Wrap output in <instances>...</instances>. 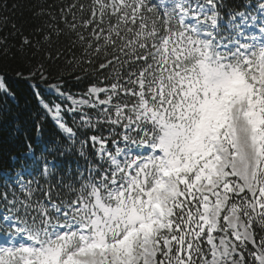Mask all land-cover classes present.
I'll list each match as a JSON object with an SVG mask.
<instances>
[{
	"label": "snow or ice",
	"instance_id": "1",
	"mask_svg": "<svg viewBox=\"0 0 264 264\" xmlns=\"http://www.w3.org/2000/svg\"><path fill=\"white\" fill-rule=\"evenodd\" d=\"M60 18L19 51L54 62L64 37L107 75L79 99L50 85L71 107L31 85L62 139L39 155L28 144L0 177L24 193L2 197L0 264H264V0H75ZM0 93L15 96L3 76ZM65 111L83 129L119 126L124 147L78 140ZM73 153L83 170L57 161ZM34 171L43 185L22 178Z\"/></svg>",
	"mask_w": 264,
	"mask_h": 264
},
{
	"label": "trees",
	"instance_id": "2",
	"mask_svg": "<svg viewBox=\"0 0 264 264\" xmlns=\"http://www.w3.org/2000/svg\"><path fill=\"white\" fill-rule=\"evenodd\" d=\"M74 2L75 0H0V41H3L0 44V76H3L5 83L15 94L13 98L0 93V177L16 175L18 166L9 172V168L16 164L12 157H16L17 160L23 158L28 144H32L36 154L39 155L47 145L54 141L60 142L62 139L54 122L50 118H42L44 110L40 100L34 95L32 84L37 85L44 102L50 105L59 103L64 107L68 106L66 101L46 91L50 85H59L60 90L65 94L81 96L91 84H100L107 75L106 71L97 70V64L89 65L85 62L87 58L84 57L83 50L79 46L69 49L64 37H61L56 44V47L63 50V55L54 62L45 60L43 51L36 52L35 48H25L23 53L19 51L22 36H28L35 43L41 39L36 29L46 31L49 24H59L63 27L60 10L62 8L66 10V7ZM81 2L86 3L87 0ZM254 3L255 0H225L228 7ZM52 17L56 19L53 20ZM68 19L71 17L69 16ZM13 25H16L15 29ZM33 52H36L35 58L32 56ZM74 56L81 62L70 64L69 61H72ZM38 62L45 64L46 81H41L39 77L30 78V69ZM84 111H87L94 121L98 118L96 110L85 108ZM80 115L81 113L63 112L68 126L73 127L77 132L78 140L90 135H99L109 140V147L113 145L111 143L113 138L120 142L123 129L119 126L101 123L95 129H83L78 126ZM77 147H79L78 143ZM86 151L89 159L95 157L91 145ZM57 161L65 167L71 164L73 169L79 165L83 170L87 166V162L76 153L57 156ZM33 178L38 179L42 185L45 183L38 172L34 171L32 176L25 175V180ZM5 194L9 200L24 199V193L20 191L19 186L14 183L5 186L0 179V208L4 210L6 201L2 197ZM20 215H23L22 211Z\"/></svg>",
	"mask_w": 264,
	"mask_h": 264
},
{
	"label": "rangeland",
	"instance_id": "3",
	"mask_svg": "<svg viewBox=\"0 0 264 264\" xmlns=\"http://www.w3.org/2000/svg\"><path fill=\"white\" fill-rule=\"evenodd\" d=\"M256 3H258V0H255V4ZM56 85V84H55ZM46 91L47 92H49V93H51V94H53V95H55V96H57L59 99H61V100H64V101H66L67 103H68V106L67 107H71V102L70 101H68V100H66L64 97H62V96H60V95H58L57 94V92H56V90L54 89V88H51V87H48L47 89H46ZM73 96V95H72ZM82 96V95H81ZM81 96H74L75 98H77V99H79V98H81ZM46 103V102H45ZM41 104V103H40ZM63 114V113H62ZM71 114H73V113H71ZM117 145H112V147H109V150L110 151H115V147H116ZM118 146H120V147H124V143H123V141L122 140H120V142L118 143ZM25 175H28L26 172H23L22 173V178L23 179H25ZM15 177V176H14ZM15 184V183H14ZM15 185H17V186H19L18 184H15ZM5 212V210L3 209V208H0V215H2L3 213Z\"/></svg>",
	"mask_w": 264,
	"mask_h": 264
}]
</instances>
